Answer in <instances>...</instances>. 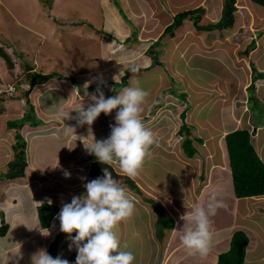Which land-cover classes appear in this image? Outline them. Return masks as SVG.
I'll return each instance as SVG.
<instances>
[{
    "label": "crops",
    "instance_id": "1",
    "mask_svg": "<svg viewBox=\"0 0 264 264\" xmlns=\"http://www.w3.org/2000/svg\"><path fill=\"white\" fill-rule=\"evenodd\" d=\"M110 1L111 0H96L95 2H93L94 4L98 3V6H94V4L90 5V1L88 0H81L79 1V3L77 2V0L64 1V4H68L64 6L68 8L70 6L71 8L69 10H72L73 14L77 12L76 10H79V4H82V6L79 7L81 8V10L88 9L91 16L90 19L87 20V22H90V24L92 25H90L87 30L84 29L82 24L80 23L77 13L74 15V20L69 22H63L61 15L57 14V16L59 17V19L57 20L58 25L53 22L56 27V29L54 28L55 32L59 29H62L61 36L67 34V36L72 37L74 40H82V42L89 43V47H86L85 51H92V56L86 57V59L87 61L94 60L96 62L95 64H92L90 66L95 67V70L87 72L89 68L84 66L80 67V61L79 63L75 64L74 69L72 70L66 69L64 67L63 73L60 74L56 71H53V69L56 68L57 63L52 66L50 65V63L54 62L53 60L56 58L52 56H45L40 59L38 58L39 54L31 55V60H33V62L36 61V66H40L41 68H43V70L45 69L44 72L48 71L61 77V79L51 78L46 83L36 86H42L44 87V90L37 94L35 98H37V96L40 97L46 92H53L52 95L57 97L54 98V100L49 99L48 103L45 102L42 104V106H45L44 111L46 112L45 115L47 116V120H45L44 113L42 115L39 114V111H41V109L38 107L35 114L41 121H38L36 126H31V122L25 123V125L18 131L15 126L16 123L11 120H14L15 118L19 119L20 117H23V114L20 115L21 113H17L14 117L12 112H5V114H0V172L4 167L7 166L9 162L13 160L14 154L12 151V146L16 142V133H19L26 143L25 153L27 158V166L25 168L23 177L15 179L5 177L4 180L0 181V185L3 183H7L10 188L12 187L10 190L11 196L17 194V191L19 190V187H14L13 183L18 184L16 186L24 187V189L26 190V196L24 198L16 196L0 197V211L1 209L6 211L12 210L11 218L8 222L9 224L12 223V226L9 227L7 225L8 229L6 233L4 234V236H0V264H32L33 254L41 248H46L48 253L53 257H56L57 255L61 256L63 250H65V244L71 242L70 238L60 231V221L57 218L58 214L51 221L49 228L41 229L37 218V208L42 204H51L56 206L60 211L62 206H57V204L55 203H50L48 202L49 200H45L43 202L35 201V197H33L32 195V189L30 191L29 186L33 187L34 185L37 186L39 184L44 186H72L74 185V183L76 184V180L78 179L75 178V174H73V172H69L70 177H66L65 172L62 171V169L69 168V166H72V163L79 162V160H81L82 158L81 155L83 150L88 149L89 151L93 147L94 137L96 140H102L110 135V130L106 128L113 123L112 116L115 115H113L112 113L115 111H113L110 115H100L96 120V126H92L93 124L91 126L86 124L81 126L78 124L77 119L75 118L66 120L58 119L56 116L57 104L59 103V105L61 106L64 105L65 97L62 96V94L68 89L67 86L72 87V83H75L79 85V87H77L78 89H80L82 88V85H80L79 83L84 82V79H88L89 76H91L90 80H92L93 77L102 74L106 82H111V84L105 86L106 88H108V92H104V94L106 97H108L118 93L124 87L132 85V82L137 78V72H139V74L141 75L143 72L151 73L152 71L153 76V69L155 70V68H158V80L160 81L162 78L161 58L167 59V52H165V49H163L162 47L158 48L157 45L159 44V42H161L160 40L164 38L162 36V33L165 27L173 21L172 19L168 18L169 14L166 13L167 15L162 18L163 24L159 23V29L155 31V34H153V30L151 28L153 24H149L150 27L147 26L143 18H139L140 21L137 20L138 25H136V23L134 24L132 22H127L128 20L125 15H123V12L125 14L128 13L129 16H131L128 17V19L132 18L134 15L133 12L129 9V5H127V2L122 1L124 2L122 3L117 0L118 4L115 5L110 3ZM177 2H179V0H177ZM89 6L91 7L89 8ZM144 6L146 7V4H144ZM173 6H175V2L173 3ZM143 15L144 17L146 16L144 13ZM3 16L4 14L0 15V27L2 25L1 23L5 21L3 20ZM49 19L50 17H48L47 20H44L43 24L53 32L51 22L48 21ZM139 22H142L144 24ZM14 25L16 26V30H19V28L21 29V27H18L19 23H15ZM79 25H81V27ZM76 26L80 27V30H76ZM183 28V25L179 26L175 30L176 34L174 32L175 36L172 37L175 39L176 37H180L181 35H183V33H185L183 32ZM33 30H31L30 32H38L35 30V32H33ZM100 30L102 32H105L106 35L100 37ZM186 30L187 28L185 29V31ZM23 31L27 30L24 29ZM3 36L9 40L7 41L8 43L4 42L5 38ZM61 36H59V38ZM188 36L190 37V39L185 40L188 44L185 45L186 53H184L185 55L189 56L187 61H185V63L188 62L189 65L190 61L194 57L204 56L200 53H204L202 51H205L204 49H207L209 44L206 41H204L205 43L202 44L194 42L195 35H193L192 33L188 34ZM45 37L46 38L44 39L47 42L50 41L58 44L59 38L54 36V34L50 36L46 34ZM44 39L41 34L38 36V40L41 41L40 46L47 45H44ZM121 40H123V43L127 44L124 46L118 45V47H122L120 49L117 47V51L113 50V48L115 49L114 45L117 46L116 42L120 44ZM169 40H167L166 42H169ZM14 42L15 40H12V38H9L5 35L4 30H0L1 48H3L2 45L10 47ZM60 44L61 43H59V46ZM61 46L63 47V45ZM158 50H161V52H158L159 59L157 60L156 53ZM64 51L68 53L66 48L64 49ZM256 52L254 51L252 54H256ZM114 53L116 54V56H121L123 59H125L123 63L124 65L122 66V73L118 77V80L119 78L122 79L126 75V71H128L129 73L128 75H126V77H124V79L126 78V82L128 81V84L125 83L123 87L120 86L122 88H120L119 90L113 89L114 85H117L120 81L114 82L115 80H113V71L111 73V67L113 64L108 63L109 58L114 59ZM130 54H133L136 58L132 59L131 61L128 60ZM207 54H209V52ZM220 56L224 59L222 61L225 62L227 57H225L224 54H218L219 58ZM97 58H102V60L104 59V62L97 61ZM5 61L7 60H0V86H4L6 83L9 84V81L11 82V79L9 77L10 70L5 67ZM253 61L254 60L252 59L249 62ZM243 62L248 64L246 61ZM229 63L231 64V69L233 70V67H235L236 63ZM259 64L260 67H256L257 71L255 69V72H253L254 75L257 76L259 82L264 85V61L261 63L259 62ZM133 66H135L139 70L137 69L136 72H131L130 68ZM252 66L254 67L253 63ZM107 68H110V70H108ZM197 68L198 67H195L194 69ZM39 69L40 68H38V70ZM173 69V72L169 71V75H177V70L175 68ZM234 70L237 74H241L240 68L235 67ZM84 71L85 73H83ZM28 72L36 73L37 71L32 68V70L25 71V73ZM256 72H259V74H257ZM248 77L249 76H246L247 79ZM246 78H238V85H233L234 89H232L231 93H226V87H221L219 83L209 84V87L211 88L212 86H214L215 90L212 89L207 91L206 88H203L201 91H198V94L196 93V101L192 102L193 110L197 108H205V106L208 105L216 106V108L218 109V111L215 113L217 118L214 120V122L208 123L209 120L214 117L213 114L210 115V111L208 115L204 116L203 119H205L206 122L201 124H206V133H204L205 135L204 137H202L203 139H197V137H199L198 132L200 131V123L195 120V117L193 115L191 117V119L193 118V120H190V123L188 122L187 124L186 122H184L185 125L189 127V136L187 133L182 134L181 132H179L183 124L182 119L180 118H182L184 114H181V117L176 120V128L175 126H173L175 131L174 133L160 132L159 134V132L154 129L153 132L155 134L157 142L153 146H151L149 150V155L147 156L143 168L139 173V180H137V183L133 181V183H131L136 187L137 190H135L134 192L131 188H129V186L127 189L134 197H147V195L149 197L165 196L168 198L174 197L171 198V200H181L180 205L177 207L178 209H180L173 210V212L176 213V217L178 218L176 220L175 227L173 226V229L168 230V232H171V234H173L174 229L183 227L184 221L181 220L180 217L183 216L187 210H191L193 204H206L209 197L215 196L217 199L222 200L224 205L217 211L216 215L219 216L217 217V219L220 218L224 221L225 218H229V221L227 223L225 221L221 223L220 219L214 220L215 218H210L212 238L208 254L210 256H212V254H217L219 251H216V248H219L218 246H221L222 244L226 245L225 247H227V249L224 250V252H227L229 250L228 246H230L232 236L236 232H242L248 239L247 246H245L246 249L244 255V263L264 264V196L249 198L235 197L232 172L225 143V137L227 134L236 130H247V121L251 123L250 125L255 124L254 130L250 137L256 154L258 155L259 152L262 151V153L260 154V156L258 155V157L264 164V141L261 144L257 143L260 139V136L264 137V135H261V133L264 132V121L262 122L261 120L260 123L252 119V112H254V108L256 106H261L262 108H264V101L260 100V97L264 96V91H262L263 89L256 90L253 86L247 88L251 80H249V82H245ZM17 83L18 82L15 83V89H18ZM21 83H23L24 85L23 87L22 85L19 86L21 87V90L19 89V91L24 95V93L28 92V90H26L24 86L27 88H30V86L28 85L27 81H22ZM96 85L97 83H92L87 91L90 93L93 91L92 93H94L97 88ZM237 86L239 88H237ZM36 87L32 90L36 89ZM101 88L102 90L104 89L103 86ZM153 91L154 95L152 99H148L146 105L143 106L145 107L144 110H146V113L148 112V116L154 115L156 111H158L162 106V104H160L159 102H161L164 97L166 98V95L164 94L166 93L165 91H159V93L155 89H153ZM32 92L33 91L29 93L31 94V96ZM15 93L16 94H11L12 99H14L15 97H20L17 95L18 92ZM169 94L172 96V93ZM182 94H180L179 96L176 95V101L179 100L178 97L183 99V97L181 96ZM2 97H4V95L0 96V98ZM28 100L34 107V103H31V99L28 98ZM163 101L166 104L168 103V107L173 109V112L176 110L174 109V107L176 106L172 103L173 100H162V102ZM181 101H183L182 103L186 112L187 110L189 112V101L186 100V97ZM247 101L249 105L245 103ZM22 103L23 101L20 100V105H22ZM241 103H245V105L242 106ZM66 104L67 102L65 103V105ZM251 105H253V109H251ZM20 108L22 107L20 106ZM174 113H176V111ZM183 119L186 120L187 118L184 117ZM63 122H67V124L63 125ZM40 127H45L48 128L47 130L53 131H46L45 135L33 134L32 139H29V132H38L36 129H39ZM89 127H91V130L93 131L100 128V131H98V133H92L91 135L94 136L92 137V140L87 142V144L80 143V139L84 136V134L88 135V133L90 132ZM213 127H216V129L213 130ZM70 128H73L74 130ZM202 130L203 127L201 128V131ZM184 137H189L188 139L192 141L191 148L195 152L191 157L189 156V153L191 151L190 148L188 149L187 146L183 145ZM173 138H175L176 141L177 139L180 140L179 148L176 144L175 146H173V143H171ZM197 142H199V144H196ZM202 143L204 145H202ZM32 148L34 149L33 151H31ZM199 148H203L202 151H200ZM88 155L89 156H87L86 154V157H90L91 159L93 158V155H91L90 153ZM84 159L86 160V158ZM147 161H149L150 163L152 161L154 162V166L159 169L158 172L160 173V178H155L153 174L147 170V166H149V164H147L146 166ZM86 163H82L83 168L86 170L87 168L89 169L87 170V172L83 171L82 175L80 176L81 180L79 179V183L82 185L83 183L98 177L97 174L92 175L90 173V168L91 166H93V162H91V160L89 159ZM112 165H115L116 167L118 164L115 163ZM57 169L60 170V173H62L61 179L59 178ZM76 174L79 175L78 173ZM155 175H158V173H155ZM227 181H230L228 187L225 185ZM85 191L86 190L84 188L82 194H84ZM64 195L65 194L59 192L56 197H65ZM43 196H46L45 198L55 197V194L53 192H49L48 194H44ZM20 198L21 202L18 203V200ZM17 203L19 205V209L15 210ZM137 206L138 208L139 206L141 207V205ZM136 212L137 211H135V213ZM167 216L169 217V215ZM17 219H19V225L14 228V222ZM163 232L166 233V229H163ZM145 233L147 234V231H144V234ZM73 235H75V233H73ZM170 239L171 236L169 234V236L166 237L164 243L159 247V253L154 256L155 258H157L158 256V261H156L157 264H162L161 261H159L162 256V252H164L163 256L165 258L163 264H168V260L173 255V252L170 250L169 246L171 245ZM185 248L186 247L180 241V243L175 246L173 250L177 249V251H182ZM148 255L149 258H153L150 251ZM190 255L194 257L193 259L195 261V252L190 251ZM68 260L72 262L73 259Z\"/></svg>",
    "mask_w": 264,
    "mask_h": 264
},
{
    "label": "rangeland",
    "instance_id": "2",
    "mask_svg": "<svg viewBox=\"0 0 264 264\" xmlns=\"http://www.w3.org/2000/svg\"><path fill=\"white\" fill-rule=\"evenodd\" d=\"M64 1L65 0H56V1L55 0H0V15L4 14L3 20H5L4 22L1 23L2 25L0 27V30L2 31L4 30L6 36H8L9 38H12V40H15V42L12 43L10 47L6 45H2L3 46L2 50L9 59V61H5V67L8 70H10L9 77L11 79V82L9 81V84L6 83L4 86L3 85L0 86V92H2V95H4V97L0 98V114L1 113L5 114V112H12L13 117H14L17 113L19 114L21 113L20 115L23 114V116L26 113V118L24 119V122L26 121L27 123L28 122L33 123L34 121L36 122L41 121L35 114L37 111V108L39 107L41 109V111H39V114L42 115L44 113L45 120H47V116L45 115L46 112L44 111L45 106H42V104L45 102L48 103L49 99L54 100V98H57L56 96L52 95L53 92L52 93L46 92L40 97L37 96L38 98L37 99L35 98L36 95L42 92L44 90V87L35 86L36 89L32 90L35 87L27 88L24 86V88L28 90V93L33 91L32 96L31 94H29L28 98L31 99V103H34V107H33L34 115H35V118H34L33 115L30 114L28 111L29 105H27V103L25 102L26 99L23 93L19 91V89L21 90V87L19 86L22 85L23 87L24 85L21 82L22 81L25 82L26 77L28 76V74L25 73V71L32 70L33 68L34 70L38 72V74H41L43 76H47L51 73L48 71L44 72L45 69L43 70V68H41L40 66H36L37 63H35L36 61L33 62V60H31V55L39 54L38 58L40 59L45 56H52L56 58L53 60L54 62L50 63V65L52 66L57 63L56 68H54L53 71H56L57 73H60V74L63 73L64 67L66 69L72 70L74 69L75 64L79 63L80 61H81L80 67L84 66V67L89 68L87 72L95 70V67H90V66L92 64H95L96 62L94 60L87 61L86 59V57L92 56V51H88V52L85 51L86 47H89L88 42L85 43V42H82V40H74L72 37L67 36V34L64 36H61L62 29H59L58 31L55 32L56 27L53 24V22L56 25H58L57 20L59 19V17L57 16V14L61 15L63 22H69V21L74 20L75 18L74 15L77 13L80 23L82 24L84 29L87 30V28H89V26L92 25L90 24V22H87V20L90 19V16H91L88 9L81 10V8L79 7L82 6V4H79V7H78L79 10H76L77 12L73 14L72 10H69L71 8L70 6L69 8L64 6V5H68V4H64ZM71 1H74V0H71ZM79 1L81 0H77L78 3ZM88 1H90V5H92L94 4L93 2H95L96 0H88ZM119 1L127 2V5H129V9L134 14L132 18L128 19V17H131V16H129L128 13L125 14L123 12V15H125V17L128 20L127 22H132L134 24L136 23V25H138L137 20L140 21L139 18H143L147 26H149V24H153V26H151L153 30V34H155V31L159 29L158 24L159 23L163 24L162 18L166 16L167 14H169L168 18L173 20L174 16H176L180 12L193 10V9L200 7L204 10V13L201 15L200 21L198 22L197 25L203 26V25H208V24H215L219 20L221 16V11H222L221 0H179V2H177V0H119ZM174 2H175V6H173ZM110 3L116 5L118 4V1L111 0ZM144 4H146V7L144 6ZM94 6H98V3L94 4ZM90 7L91 6H89V8ZM234 7L236 8V11L234 12V15H233L234 23L232 27L229 29L222 30L219 32L218 31L209 32V31L199 30L195 26H193L192 21L185 20L182 23L184 27L183 32H185L183 33V35H181L180 37H176L174 39L173 37L176 34L175 32L176 29L173 31V37H170L169 35H163L164 38L160 40L161 42H159L157 47L158 48L162 47L163 49H165V52H167L166 54L167 59L161 58L162 63L161 62L160 63L164 71L161 69L162 78L160 81L158 80V77H157L158 68H155V70L153 69V74H154L153 76H152V71L151 73L143 72L141 75L139 74V72H137L138 74L137 78L132 82V84H134L136 80L139 81L140 85L149 92V96L147 97V100L150 98L152 99L154 95L153 89L157 90L158 93L159 91L160 92L165 91L166 93L164 94L166 95V98L164 97L162 100H166V101L173 100L172 102L173 105L177 107V108L174 107V109H176L175 110L176 113H174L175 111L173 112V109L168 107L167 105L168 103L166 104L164 103V101L162 102L161 100V102L159 103L162 104V106L158 111H156L154 115L148 116L147 115L148 112L146 113V110H144L142 113L143 120L146 126L149 127L152 131L155 129L156 131L159 132V134L160 132L174 133L175 131H174L173 126H175L176 128V122H177L176 120H178L181 117V114L182 115L184 114V117L187 118L186 120L180 118L182 119V123L186 122L187 124L188 122L189 123L191 122L190 120H193V118L191 119L193 115L195 117V120L200 123V131L199 129H198L199 132L197 131L199 137H197V139L198 140H200V138L203 139L202 137H204L205 135L204 133H206V126H205L206 124L205 125L201 124V123L206 122V120L203 118L204 116L208 115L211 112L210 115L213 114L214 117L211 120H209L208 123L214 122V120L217 118L215 113L218 111V109L216 108V106L208 105V106H205V108H200V109L197 108L193 110L192 102L196 101L197 94L199 93L198 91H201L203 88H206L207 91L212 90V89L215 90L214 86L210 88L209 84L219 83L221 87L222 86L226 87V93H231L232 89H234L233 85L235 84L238 85L237 84L238 78L243 79L244 77L246 78V76H249L248 79L246 78L245 80V82H249L250 76L253 77L254 75L255 71L253 72V74L252 72L248 71V69H246L247 64L243 61H246L247 63H250V64L253 63L255 69L257 66L260 67L259 62L261 63L264 61V35H260L262 33L264 34V8H261L245 0H236ZM143 13L146 15L145 17ZM48 17H50L48 21L51 22V27L53 29V32L43 24V21L47 20ZM15 23H19L18 27H21V29L23 30L25 29L27 31H23L20 28L19 30H16V26L14 25ZM139 23H142V22H139ZM77 26L75 27L76 30H80L81 25H79L80 27H77ZM186 28L187 30L185 31ZM33 29L38 32L31 33L30 31ZM34 30L33 32H35ZM190 33L195 35L194 42L202 44V43H205L204 41H206L209 45L207 49H204L205 51H202L204 53H200L201 55H204L203 57L202 56L194 57L190 61V64L188 65V62L185 63V61H187V59L189 58V56L185 55L186 53L185 45L188 44L185 40L190 39V37L188 36V34ZM40 34L41 36H43V39L46 38L45 37L46 34L49 36L54 34V36H56L57 38H59V36L61 37L58 39V44H56L55 42L54 43L50 42V41L47 42L44 39V45L45 44L47 45L40 46L41 41L38 40V36ZM99 35L101 37L103 35H106V33L100 30ZM4 38H5L4 42L8 43L7 41L9 40L6 37ZM167 40H169V42H166ZM122 41L123 40H121L120 44L116 42L117 46L114 45L115 49L113 48V50L117 51L118 45L124 46L127 44V43H123ZM59 43H61L60 46H59ZM253 43L255 44V47H256L255 50L257 49L256 54L251 53L254 51L253 50L248 53L247 57H245L246 51L249 49L250 45H252ZM61 45H63V47ZM121 47L122 46H119L118 48L120 49ZM65 48L68 53L64 51ZM158 52H161V50H158L156 53L157 60L159 59ZM208 52L209 54H207ZM218 54H224L225 57H227L225 61L226 63L222 61L224 59L221 58V56L220 58L218 57ZM205 55H208V56H205ZM134 58L136 57H134L133 54H130L128 60L131 61ZM252 59L254 61L249 62ZM0 60L2 61V58ZM124 60L125 59H123L121 56H116L115 53H114V59L113 58L108 59V63L113 64L112 65L113 68L111 67V73L113 71V77L118 75L114 82H119L121 79L119 78L118 80V77L122 73V68H123L122 66L124 65L123 64ZM97 61L104 62V59L102 60V58H97ZM229 62L236 63L235 67L239 66L241 74H237L235 72L234 70L235 67H233L234 69L232 70L231 64ZM9 64H11V66ZM195 67H198V68L194 69ZM38 68L40 69L38 70ZM173 68L177 70L178 72L176 73L177 75H174V74L169 75V71L173 72L174 70ZM107 69L110 70V68H107ZM83 73H85V71ZM123 74H124V71H123ZM125 74L128 75L129 74L128 71H126ZM69 76H72V75H69ZM59 79H61V77ZM90 79H91V76H89L88 79H84V82H81V83L78 82L80 85H82V88L80 89H78L79 85L75 83H72L73 84L72 87L67 86L68 89L66 90V92L62 94V96L65 97L64 105L67 102L65 106L62 104L66 111H71L75 108H78L81 103L83 104L85 108L89 106V104L91 103L90 102L91 100L88 99L89 98L88 96L84 95V92L86 91L85 90L86 88H84V85ZM16 82H18L17 83L18 91L17 89H15ZM126 83L128 84V81ZM109 84H111V82H106V86H108ZM261 84L262 83L257 82L256 84L258 85L257 89H263L262 91H264V85L263 84L261 85ZM102 86L104 87L102 91L108 92V88H106L105 85H101V87ZM158 86H159V89H158ZM74 88H77L75 92H73ZM237 88L239 87L237 86ZM15 92H18L17 95L20 97L18 98L15 97L14 99H12L11 94L12 93L16 94ZM169 93H172V96ZM180 94L186 95V100L189 101V112L188 110L186 112V110L184 109V105L182 103L183 101H181L183 99L178 97L179 100L176 101V95L179 96ZM260 98H261L260 99L261 101H264V96ZM20 100L23 101L22 105H20ZM144 105H146V103ZM20 106L22 108H20ZM112 114L116 115V111L113 112ZM252 114H253L252 119L254 121H258L260 123H261V120L262 122L264 121V108H262L261 106H258V107L256 106ZM70 115L72 117L73 116L77 117L78 113L76 111H72ZM101 115H103V113H101ZM112 117H113L112 124H114L115 116H112ZM22 118L23 117H20L19 119L15 118L14 120H11V121H14L16 124L20 125L21 124L20 121L22 120ZM62 124L66 125L67 122H63ZM250 124L251 123L248 121L246 126L248 127ZM96 125H97V122L95 121L92 126H96ZM254 126L255 124L251 126L252 131L254 130ZM202 127H203V130L201 131ZM47 129L48 128L40 127L39 129H36L38 132L34 131L33 133L30 131L28 138L32 139L33 134L45 135L46 131L47 132L53 131V130H47ZM106 129L110 130V125ZM215 129L216 127H213V130ZM98 131H100V128L94 131L91 130L88 133V135L84 134V136L80 139V143L87 144L88 141L92 140L93 135L91 134L98 133ZM261 135H264V132L261 133ZM263 141H264V137L260 136V139L257 143L261 144ZM171 143H173V146H175L176 144L178 148L180 147L179 146L180 140L178 139L176 141V139L173 138ZM196 144H199V142H197ZM202 145L204 144L202 143ZM202 149L203 148H199L200 151H202ZM33 150L34 149L32 148L31 151ZM261 153L262 151L259 152L258 155L260 156ZM86 154L87 156H89L88 149L83 150L82 155H81L82 158L81 160H79V162L72 163L71 167L69 166V168L62 169V171L64 172H67V173L73 172V174H75V178L78 179L76 180V184L74 183V185L72 186H68V185L66 186L64 185L44 186L41 184L37 186L34 185L33 187L29 186V190L31 191L32 189V195L33 197H35V201L43 202L45 200H49L48 202L50 203H55L57 204V206H63L64 203H70L73 196L82 195L83 190H84V184L86 182L83 183L82 185L79 183V179L83 171L87 172V170L89 169V168H87V170L84 169L82 163L85 164L89 159L91 160V162L96 161L94 156L91 159L90 157H86ZM84 158H86V160ZM147 164H149V166H147ZM146 166H147V170L151 172L155 178H160V173L158 172L159 169L156 166H154L153 161L151 163L147 161ZM112 167L114 168L113 170L116 173L122 174L119 168V165H117L116 167L114 165ZM5 171L6 172L8 171V166L4 167L1 170V172H5ZM1 172H0V176L6 173V172L5 173H1ZM58 173H59V178L61 179L62 173H60V170H58ZM76 173H78L79 175H77ZM155 173H158V175H155ZM5 177H7L6 174L4 175V178ZM138 177L139 175L135 177H129V178L133 182L137 183V180H139ZM125 182H126L125 184L124 183L122 184L125 185L126 187L129 186V188L131 189L134 188V185L131 184L130 180H127ZM229 183L230 181H227L225 185L228 187ZM16 185L18 184L13 183L14 187H17V188L19 187V190L17 191V194L12 195V196L24 198L26 196L25 195L26 190L24 189V187L16 186ZM11 188L7 187L3 189L5 191L3 197H12L10 193ZM132 190L135 192V189H132ZM49 192H53L55 194V197L45 198L46 196H43L44 194H48ZM59 192L65 194L64 195L65 197H56ZM21 198L18 200V203L21 202ZM135 198H136V203H138L136 204L137 212L127 221L120 223L117 228V231H118V235L121 240L122 247L126 246L125 250H130L134 252L136 256V264H157L156 261H158V256L157 258H155L154 256L157 253H159L160 251L159 247L164 243L166 237L169 236V234L171 236V239H170L171 245L169 246H170V250L173 252V255L168 260V264H216L218 254H220L221 252H224V250L227 249V247H225L226 245L222 244L221 246H218L219 248H216L217 250L215 249L216 251H219V252L217 254H212V256H210L208 253H207L208 255L207 254L201 255L195 252V255H194L195 261L193 259L194 257L190 255V250H188L187 248L183 249L182 251H177V249L173 250L174 247L177 246L181 241L180 239L181 233L174 231L173 234H171V232H168L167 227L168 226L171 227V222L166 220V222L163 223L165 226H162L160 219L157 217V212L159 210L160 211L162 210V212H164V215H169V219L173 218L171 220H173V222L175 220V224H176V220L178 217H176V213H174L173 210L180 209V208L178 209L177 207L180 205L181 200L180 199L171 200V198H174V197H170V198L165 197V196L149 197L148 195L147 197H135ZM18 203L16 204L15 210L19 209ZM137 205H141V207L139 206L138 208ZM11 211L12 210L6 211V210L1 209L0 224L2 223V221H4V223L8 225L9 227L12 226V223L10 224L8 223L11 218ZM217 217L219 216L215 215L213 216L212 219L215 218L214 220H216ZM220 220H221V223L224 221L227 223L229 221V218H225L224 221L222 219ZM141 223L143 226L141 225ZM17 225H19V219L15 220L14 228H16ZM162 228L166 229V233L163 232ZM144 231H147V234L146 233L144 234ZM70 244L71 242H68L67 244H65L66 247H65V250H63L61 257L66 258V259H73L72 264H74L77 253L75 252L76 250L74 246L72 247L71 250H69ZM149 251L151 252L153 258H149V255H148ZM163 255H164V252H162V256L159 260L161 261L162 264L165 259Z\"/></svg>",
    "mask_w": 264,
    "mask_h": 264
},
{
    "label": "clouds",
    "instance_id": "3",
    "mask_svg": "<svg viewBox=\"0 0 264 264\" xmlns=\"http://www.w3.org/2000/svg\"><path fill=\"white\" fill-rule=\"evenodd\" d=\"M214 31L219 32V30ZM255 48L254 44V48L246 52L245 57L253 50L256 52ZM247 69L252 74L255 71L250 63L247 64ZM130 71L136 72L137 68L133 66ZM117 76H114L113 80ZM124 77L117 86L123 85ZM250 80L247 88L253 86L258 90L257 76L253 75ZM92 83H97V88L94 93H89L87 89ZM101 85L106 86L103 75L93 77L84 85L86 88L84 95L91 100L89 106L85 108L81 103L78 108L66 111L58 103L56 116L63 120L75 118L79 125L91 126L101 113L110 115L115 110V123L110 125V135L102 140H96L94 137V145L89 153L96 161L110 167L118 163L125 176L114 171L116 179L109 168H104L102 176L84 184L86 190L84 194L73 196L70 203L63 204L57 218L60 221V231L71 240L69 250L75 247L77 255L74 264H136L134 252L125 250L126 246L122 247L117 228L120 223L130 219L136 211V198L129 192L128 186L122 183L125 184L127 180L132 183L129 177L139 175L151 146L157 142L154 132L146 126L142 117L143 106L149 92L136 80L134 84L106 97ZM76 90L77 88H74L73 92ZM245 103L249 105L248 101ZM245 103H241L242 106ZM72 111H76L78 116L72 117L70 115ZM249 126L247 130L251 135L252 125ZM65 176L70 177V173L65 172ZM223 206L222 200L212 196L206 204H193L191 210H187L180 217L184 225L174 231L181 233V242L188 250L201 255L209 252L212 238L210 218ZM32 264H72V262L60 255L53 257L46 248H41L33 254Z\"/></svg>",
    "mask_w": 264,
    "mask_h": 264
},
{
    "label": "trees",
    "instance_id": "4",
    "mask_svg": "<svg viewBox=\"0 0 264 264\" xmlns=\"http://www.w3.org/2000/svg\"><path fill=\"white\" fill-rule=\"evenodd\" d=\"M247 2H251L261 8H264V0H245ZM236 0H221L222 3V11L219 20L215 24H208L203 26H198V22L200 21L201 15L204 13V10L200 7L183 11L174 16L172 23L167 26L164 31L163 35H169L170 37L173 36V31L182 25L185 20H190L193 22L194 26L199 30L204 31H214V30H224L229 29L232 27L234 23V12L236 8L234 7ZM262 35V34H260ZM161 36V38H162ZM246 52L254 48V44L250 45ZM0 57L7 61L8 57L4 54L1 46H0ZM11 66V64H9ZM28 76L26 77V81L28 82L31 88L46 83L51 78H60L59 75L51 73L47 76H43L41 74L35 72H28ZM126 83V78L124 79L123 85ZM17 86V85H16ZM120 86L114 85L113 89L119 90L122 88ZM18 88V86H17ZM118 88V89H117ZM18 91V89H17ZM28 92L24 93V97L26 98V103L29 105V113L34 115L33 106L30 104L28 100ZM183 99H185L186 95H181ZM26 118V113L24 114L22 120L20 121L21 124H16V128L19 131L25 123L24 119ZM184 115L182 116V119ZM38 122V121H37ZM37 122L31 123V126H36ZM188 128V129H187ZM179 132L182 134L187 133L189 136V127L182 124ZM189 137L183 138V145L187 146L188 149L190 148L189 156L191 157L194 154V150L191 148L192 141L188 139ZM16 142L12 146L13 151V160L7 164L8 171L5 173L7 174V178L15 179L21 178L24 176L25 168L27 166L26 161V143L21 137L19 133L15 135ZM226 149L229 158V164L232 172V179H233V187H234V194L237 198H249V197H261L264 196V164L259 159L258 155L256 154L250 134L248 130H236L226 135L225 137ZM90 173L92 175H96L95 169L93 166L90 168ZM4 174V175H5ZM4 175L0 176V181L4 180ZM131 185V184H130ZM9 187L7 183L0 185V197L4 196L5 191L3 189ZM136 187L134 186V188ZM59 210L56 206L51 204H42L37 208V218L39 221V225L41 229L49 228L51 221L53 218L58 214ZM157 217L160 219L162 226H165L163 223L168 220L171 222V227H167L168 230L173 229L174 222L169 219L167 215H164L162 210L157 212ZM8 227L2 221L0 224V236H4ZM163 229V228H162ZM165 229V228H164ZM248 243L247 237L242 232H236L230 241L229 250L227 252L218 254L217 263L216 264H245L244 263V255L245 249Z\"/></svg>",
    "mask_w": 264,
    "mask_h": 264
},
{
    "label": "water",
    "instance_id": "5",
    "mask_svg": "<svg viewBox=\"0 0 264 264\" xmlns=\"http://www.w3.org/2000/svg\"><path fill=\"white\" fill-rule=\"evenodd\" d=\"M93 167H94L98 177L103 175V169L104 168H109V170L112 171L113 176L117 179V176L115 175L114 170L111 169L112 167H110L109 165H105V164H102V163H100L98 161H94L93 162Z\"/></svg>",
    "mask_w": 264,
    "mask_h": 264
}]
</instances>
